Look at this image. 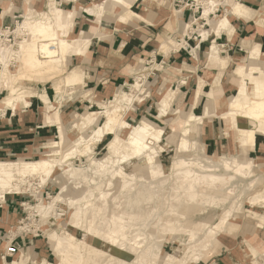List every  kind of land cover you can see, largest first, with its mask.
Masks as SVG:
<instances>
[{
    "label": "bare ground",
    "instance_id": "6f19581e",
    "mask_svg": "<svg viewBox=\"0 0 264 264\" xmlns=\"http://www.w3.org/2000/svg\"><path fill=\"white\" fill-rule=\"evenodd\" d=\"M136 1L138 0H101L94 8H88V11L101 14L106 10L118 8L117 19L125 18L124 13L135 19H143L141 14L132 10ZM216 5V0L207 1L201 15L210 25V29L203 30L202 27L199 32L202 40H208L213 34L211 45L206 53L207 62L225 68L229 59L220 52L223 43L219 44L216 41L223 34L227 36L228 41L232 40L235 27L230 20V15L254 18L258 16V11L239 0H232L227 13L218 18H212ZM146 6L150 8L149 1ZM74 12L75 10L59 7L58 0H47L45 10L34 11L33 8L26 10L23 21L18 22L16 28L22 36L15 42V49L0 48L2 58L0 59L2 63L0 77L4 75L3 86L8 90L0 113L5 111L6 107L14 109L17 103L22 102L27 105L25 92L23 88L17 87V83L24 77H28L29 71L50 72L53 78L59 67H62L63 56L69 52L83 56L88 51L91 37L82 38L80 35L76 37L71 35L73 32L70 27L73 24ZM258 20L263 23L262 18L259 17ZM182 43L177 42L173 46L177 48L182 46ZM242 45L249 55L245 59L246 63L239 64L234 70L235 75L241 78L236 95L226 97L219 80H216L212 88L206 92L208 102L203 114L191 112L185 119L181 118V115L176 119L180 118L181 122H186V132L199 133V124L205 118L231 117L239 131L237 140L240 146L246 149L248 146L255 145L258 133L264 134V51L259 43L249 39L243 40ZM193 51L194 58L198 59V50L193 49ZM13 58L17 63L15 70L10 63ZM62 70L60 69V72ZM253 74H257V80L251 86L248 79ZM143 78L146 79V76H137L133 82L119 86L113 97L108 100L109 104H98L99 110H88L78 114V119L72 123L70 132L66 128L61 108L53 104L49 96L45 94L43 100L47 104L45 110L48 122L58 126V139L47 143L48 150L43 158L0 160V202H3L8 194L20 193L18 187L26 182L28 177L37 174L41 177V183H44L51 178L55 167L62 169L69 166L71 162L67 163V161L76 155L91 156L97 144L107 135H114L107 143L108 151L104 157L97 159L92 155L90 158L96 173L102 177L94 182L92 188L84 192L80 198L67 200L70 205H76L68 224L83 230L84 236L91 235L110 247L99 248L67 229L63 232L55 229L49 233V240L57 258V264H159L161 247L167 235H176L174 238L179 240L178 246L181 248L166 254L163 264H185L188 260L198 262L203 252L210 249L213 239L230 219L234 203L227 206L220 217L212 223L200 221L187 225L182 222L185 212L192 210L194 213L201 212L202 209H206L205 203H213L218 197H221L220 201L229 199L235 192L236 186L233 185L226 191L225 189L223 191L221 186L234 182L238 175L244 177L252 172L251 160L243 161L230 154L221 156L224 157L221 158L223 166L218 165L206 152L188 154V148H195L197 142L188 139L186 133L180 134L176 129L172 128L171 132L167 133L165 127L148 119H142L137 124L131 125L125 119V114L135 101L140 102L145 99ZM63 79V85L54 83L56 95L68 93L75 88L74 86L86 82V73L72 68L63 75ZM202 86L203 84L200 83L195 91L193 101L190 103L193 107L203 91ZM175 94L174 90H166L162 93L158 102L160 118H166L169 114ZM102 116L104 120L100 123ZM241 119L246 121L241 122ZM124 129H128L125 137L121 135ZM164 138L165 144L162 145ZM166 145L177 146L175 148L177 153L174 154L171 165L167 167L158 160L160 152ZM63 163L67 164L63 165ZM115 166H118L117 171ZM69 173L73 174V168ZM108 174L122 177L118 183V190L113 178H104ZM162 178L170 180L169 183L166 180L165 187H162L163 183L159 181ZM144 180L145 182H140ZM67 188L64 184L61 187V194ZM62 199L65 198L60 196V192L54 196V201ZM259 199H264V194H257L255 200ZM80 201H85L86 207L91 204L95 208L93 216L99 215L100 221L97 223L84 221L80 216L83 209L78 205ZM33 208L36 213L42 212V217L47 221L54 218L52 204H37ZM57 215L61 214L56 213ZM253 218L256 220L257 228L264 230V214L257 213ZM105 225L110 226V229L107 230ZM183 232L191 234L187 244L179 236ZM245 244L253 255L251 263L264 264L262 259L264 252L259 251L258 247L255 248L249 240ZM114 249L125 252L130 259L116 255L113 252ZM16 258L14 264H28L30 261V255L26 253H21ZM35 264L51 263L43 260Z\"/></svg>",
    "mask_w": 264,
    "mask_h": 264
},
{
    "label": "rangeland",
    "instance_id": "374dc122",
    "mask_svg": "<svg viewBox=\"0 0 264 264\" xmlns=\"http://www.w3.org/2000/svg\"><path fill=\"white\" fill-rule=\"evenodd\" d=\"M18 1L19 0H13L12 7L16 5ZM100 1L101 0L92 1L94 2L93 4L94 6L93 7L87 6L86 10L88 11V8H94L95 6H97V3ZM199 1H203V0H199ZM204 1H205L204 2L205 4L203 3L204 4L203 7L205 8L208 0H204ZM159 2H160V6H165V7L170 8L171 10L170 20L175 21V23L177 22L178 17L181 16L182 12H185L186 9L190 10L189 15L191 16H189L188 20L183 21L181 23V31L185 34H189L190 36H193L194 35L193 33H195L198 36L199 33L197 31L198 29L199 31L201 30L200 28H202L203 24L202 22L196 19H198V17L201 16L202 8H200L199 11H197L196 6L191 5V2H189L191 9L189 8L182 9L181 6L176 5L174 0H170L166 2L159 1ZM216 2L217 3L221 2L223 5H225L223 9L225 11L224 12L219 11L214 15L212 14V18H218L221 15L227 13L230 7V4L232 3V0L230 1L216 0ZM27 4L28 5L26 6L25 10L22 9L18 11L16 15H14V19L12 23L0 25V28L6 27V26L10 27V30H11L10 39L12 40L15 38L16 39L20 38L22 36L18 33L16 28L18 26V22L23 21L26 10L28 8H33L34 11H40V10L46 9V6L41 9L37 8L33 4V0H27ZM58 5L59 7L65 10L72 9L70 7L60 5L59 2H58ZM8 8L9 7L5 8V11L2 14V16H4L5 14L9 12L12 13V11L14 10L11 7L9 8L10 10ZM15 10H18V8H16ZM75 10L78 12L77 8ZM116 11H118V8L106 10L102 12L101 14L91 13L89 11L88 12L93 15H96L98 17V22H100V21H103L104 19L105 20L117 19V15H115L117 14ZM77 12L74 13L73 19H74V16L77 15ZM194 12L195 14H193ZM78 14H80V11ZM123 16H125V18L122 19L118 17L117 20L118 21L120 20L122 23H126L132 19H135L134 17H129V15L126 13H124ZM190 17L192 19H190ZM194 21L196 24H198V26L196 24L194 25L191 24ZM207 24L202 28L203 30L210 29V25L209 24L207 25ZM74 27H75V23H73L72 26L70 27V30L73 32L71 35L73 37L74 36L76 37L78 35V32L73 30ZM234 35H235V31H234ZM81 37L83 38V36ZM211 38H213V34L212 36L211 35L209 36V40H211ZM211 42L209 41L208 44H206V46L203 49L204 50L203 53L201 54L198 53V59L194 58L196 63L203 62L205 65L209 67L208 69L216 68L217 70L215 74L214 73L211 74V76L208 79L199 80V84L200 83L203 84L202 86L203 91L201 92V94L203 93L206 95V92L212 88L214 82L216 80H219L221 87L222 85L224 87L222 88L225 91L226 97L234 96L236 95L237 90L235 89L231 90L230 87H227L228 86L227 82L231 80L232 83L236 85V87L241 82L240 80L241 78L235 75L234 70L239 64L246 63L245 59L246 57H248L249 53L240 50L238 51L239 60L231 57L230 47H233L232 41H228L226 36L223 34L221 38L217 39L216 42L219 44H222V43L225 44V46L220 47L221 49L220 52L222 53L223 56H226L229 59V63L227 67L225 68H221L220 66H214L210 64L209 62H207L208 60L206 58L207 56L206 53L209 50ZM11 43H13V41H11ZM176 43H177V39L170 38L163 43L162 50L164 51L165 54L168 55L171 49H179L181 47L179 46L176 48L175 46H173V45H176ZM167 47L169 48L167 49ZM186 47L188 48V45H186ZM5 48H7V46ZM188 49L190 51V55H192L191 58L193 59V57L195 56L193 47L191 46ZM71 54L73 55V53L69 52L65 56L62 57L61 59L62 67H59V70L56 71L53 78L50 72L45 71L43 73L42 71H37V70L29 71L28 77H24L23 80L17 83V87L23 88L22 90L23 92H25L24 94L26 95V97L30 95H39L43 99L44 95L47 93L45 91L42 93H39L38 92L39 90L37 89V87L41 86L42 84H46L48 86V91L54 94L53 87L51 85L53 84L54 89H55V84H54L55 82L63 85V80H64L63 75L68 70H71L72 68H77V69L82 70L80 66H77L78 63L72 60V56H70ZM0 59H2L1 56H0ZM1 68H2V63L0 61V69ZM60 69L61 70L63 69V70L60 72ZM13 70L15 69L13 68ZM174 72L177 73L178 71H176V69H174L173 66H170L168 62L166 61H158V63L156 64L154 60L153 61L141 60V63L138 65V71L136 72V74L134 75V78L132 79V81H130V83L133 82L137 76H146V79L143 78V81H145L144 82L145 93L143 94V96H145V99L140 102L135 101L131 109L126 112L125 119L131 125L137 124L142 119H148L159 126L165 127L167 133H170L172 128L178 130L180 134L182 132L183 134L186 133L185 135L188 139L194 142H197V146L195 148H188L189 149L188 154L192 155V152H206L207 154H209L208 156H212V159L215 160L216 163L220 166L221 165L223 166L221 158H224L221 156L223 155L229 156V154L231 156H237L239 159L243 161H248V160L252 161L253 163L252 172L248 176L245 175L246 177L245 176L243 177V176L238 175L234 182L229 183L226 186H221V188H223V191L224 189L226 191L227 188L232 187L233 185L236 186L235 192L230 196L229 199L225 201H220L221 197H218L217 201L213 203H209V202L205 203L206 209H202L203 211L201 212L196 211L194 213L193 210H192L193 212L186 211L185 218L182 219V222L187 225H191L195 222H200V221H210L212 223L213 221H216L220 217V215L222 214V212L227 206L229 205L231 206V204L234 203L233 212L231 214L230 219L227 221V223L223 227V230L220 231L215 236V238L213 239L210 245V249L203 252V256H201V260H199L198 262L202 261L203 259L205 260L206 256L209 255L210 251L212 253H218L219 250H221L219 249L220 245L215 244L218 241V236L221 233L222 234L230 233V235H232L233 238L236 239L235 242H237V247L238 246L240 247L239 248L240 251L239 250L234 251L235 253L238 252L237 258L240 259V261L237 262V264H252L251 261H253V255L251 254L250 250L247 247L248 245H246L245 242L248 240L251 241V243L253 244L255 248L258 247L257 249L259 251H261L262 253L264 252V230L261 228H257V226L255 225L256 220L255 218H253L257 213L264 214V199H259L257 201L255 200V197L257 194H264V159L261 156L260 157H252V155L250 156L248 153V150H249V147L251 146L246 147V149L240 146V143L237 140V135L239 131H237V128L234 124L235 122L231 120V117L222 118L225 121V130L224 132L222 130V136L226 135L230 140V142L226 144V147L223 148L222 152L213 154L207 151L204 145L205 138L202 133V124L204 121L200 122L199 124V127H198L200 130L199 133L198 132L197 133L186 132L185 131V128H187L186 122H181V119L180 118L176 119V117L181 115L180 117L185 119L187 114L193 112L192 110L195 106L193 107V105L190 104L189 105L190 108L189 107L186 108L185 102H188L189 98H190L189 102L193 101V97H194L198 84L196 81L195 86H193L189 80H186L184 78L177 80L175 75H173ZM220 72H222V79L221 77L218 76ZM216 75L217 77L214 79ZM256 80H257V74H253L251 78L248 79V82L252 86L255 84ZM4 83H5V79H4V75H2V77H0V89L2 90L0 92V109L1 107H4V104H1V103L3 102L4 97L7 96V93H8L7 88L3 86ZM85 83L86 82L82 84L80 83L74 86L75 88L73 87L74 89L72 91H68V93L64 92L63 95L61 94L56 95V90H55L54 100L56 101V104L55 103L54 104L60 107L66 99L72 98L73 95H75V93H78V92H81L80 94L84 93L82 88L85 85ZM180 85H184V87H180ZM194 88H195V91L193 90ZM126 89L128 88L126 87ZM166 90L167 91L174 90L176 91V94H175V99L171 107L169 108V114L166 116V118L162 119L158 116V113H159L158 112V102L162 96V93L165 92ZM192 92L193 94L190 97L189 95ZM84 97H89L93 102H97V105L99 103L109 104L108 100H110L113 97V94L110 97H107L106 99L99 100L96 98L97 101H95L96 99L94 98L93 95L90 94V92L86 93ZM207 102L208 100H206L205 106ZM21 104L23 103L21 102ZM97 105L91 104V107H86L84 111L86 112L88 110H99L100 105L98 106ZM84 111H81L79 113H76V115L71 116L70 121H68L65 124L69 132L71 131L72 123L78 119L77 115L82 114V112L84 113ZM207 118H214V117H207ZM46 119L48 121L47 114H46ZM103 120L104 118L102 116L100 119V123H102ZM245 121H246L245 119H241V122H245ZM223 126H222V129H224ZM127 131L128 129H124L121 135L125 137L127 134ZM259 134L264 135L263 133H259ZM113 136H114L113 134L107 135L99 144L95 146L94 148L95 152L92 153V155L95 158L100 159L106 155L108 151L107 143L113 138ZM57 139H58V136H56L51 141H54ZM163 144H165V138L162 141V145ZM46 146H47V143L40 146L36 152H31L30 154L23 153V154L10 156V157H2L0 155V160L1 161L37 160V159L45 157V153L48 150ZM176 147L177 146L175 145H166L164 146L163 151L160 152L158 160L161 161L165 167L171 165L173 156L175 153H177V150L175 149ZM92 155L91 156L90 155H78V156L76 155L75 157H72L69 161H67V163L71 162L69 166L62 167V169H60L58 166L55 167L54 173L51 175V178L47 179V181H45L44 183H41V177H39L37 174L30 176L28 177V180L26 182H23L21 186L18 187L20 188L19 189L20 193L13 192L12 194L7 195V196L9 195L22 196V202L20 203L21 212H20L17 222L13 223V225H10L12 227L8 228L9 237H8V243H7L9 244L10 240L14 238L15 242H18V241L20 242L18 243L21 245V247H20V251H18L16 254L3 258V256L5 255V251H6V246H7L6 244L5 247L2 250H0V264H6V262L7 264H14V262L17 259L16 257L21 253H26L27 255L28 254L30 255V261L28 262V264H35V262H42L43 260H47L51 264H57V258H56L55 252L53 251L51 242L49 240V233L55 229L61 232L67 229L70 232L77 235L78 237L84 238L86 242L92 243L93 237L91 235L84 236L85 232L83 230L74 228L68 224L72 214L75 212L76 205H70L67 202L69 198H76V199L80 198L84 192L92 188L94 182L98 181V179L102 177V175L96 173L95 166L91 165L90 158L92 157ZM180 156L185 157V155L183 154L182 155L180 154ZM67 163H63V165ZM117 167L118 166L114 167L115 171H117ZM72 168H73V174L70 175L71 173L69 172L71 171ZM226 172H230V171H226ZM104 176L105 175H103V177ZM108 177L113 178V182L115 183L116 189L119 188L118 183L122 180V177L118 175L110 176V174H108L104 178H108ZM166 180L167 179H164V178L159 180L163 183L162 187L167 186V184H165ZM140 182H145V180L140 181ZM167 182L169 183L170 180H167ZM64 184H66L68 188L66 191H64L61 194V187ZM167 191L169 192L168 189ZM59 192H60V196H62L65 199L54 201V196L57 195ZM37 204H40V205L52 204V207L54 209L53 210L54 218H51L50 220L47 221L46 218L42 217V212L36 213L35 212L36 210L33 207ZM78 205L83 207V209L80 212L82 213V215L80 216L81 218L84 219V221H86L87 223H97L98 221H100L101 217L99 215L97 217L93 216V213L95 212L94 210L95 208L91 204L88 207H86L87 205L85 201H80V204ZM55 209L58 211H56ZM190 212L192 214H189ZM56 213H59L61 215L56 216ZM104 227L107 230L110 229V226L108 225H105ZM28 236L31 237V239H37L38 241L40 240L41 245L45 244L46 245L45 248L43 247L44 250L40 252L38 249V246L37 247L34 246L35 244L33 242L32 244H29V242L24 244L20 241V239H23V237H26L28 239ZM175 236L176 235H173V236L167 235L164 237L165 239L163 242V246L161 247V254H160L161 256H159L158 258L159 264H163L165 262L163 261V259L166 254L173 253L178 248L179 249L181 248L180 246H178L179 240L174 238ZM179 236L183 239V242L187 244L188 241L190 240L191 234L190 232H183V233H180ZM239 253L240 254L242 253L241 256H239ZM245 254L247 255L244 256ZM262 259L264 260V256H262ZM198 262H192V260H188L185 264H198Z\"/></svg>",
    "mask_w": 264,
    "mask_h": 264
},
{
    "label": "crops",
    "instance_id": "0c3cea01",
    "mask_svg": "<svg viewBox=\"0 0 264 264\" xmlns=\"http://www.w3.org/2000/svg\"><path fill=\"white\" fill-rule=\"evenodd\" d=\"M92 1L94 0H58L60 5L70 7L72 10L78 9V12L75 10L77 15L73 19V23H75L73 30L78 32V35L83 36V38L91 37L88 51L83 56L79 54L70 55L72 60L78 63L77 66H80L87 75L86 83L82 88L84 93H75L72 98L66 99L60 106L64 119H66L65 124L70 121L71 116L84 111L86 107H91V104L97 105V102H93L89 97H84L86 93L90 92L95 99H106L114 94L119 86L127 82L130 83L138 71V65L141 60H154L156 64L158 61H166L178 71L173 73L177 80L184 78L189 80L193 86H195L196 81L199 85L200 79H208L211 74H215L217 71L216 68L208 69L209 67L207 68V65L203 62L196 63L194 57L193 59L191 58L189 47L192 46L193 49L198 50L197 52L201 54L212 38L211 40H202L199 29L197 31L199 33L198 36L195 33L190 36L181 31V23L188 20L189 16H191L189 15L190 10L186 9L185 12H182L175 23V21L170 20V8L160 6L159 2L170 0H138L133 4L132 10L141 14L143 19H132L126 23H122L120 20L119 22L117 19L106 21L104 19L98 22V17L86 10L87 6H94ZM147 1L150 2V8L146 6ZM239 1L258 11V16L244 18L230 15V20L235 27V35L231 40L233 47H230V53L231 57L237 60H239L238 51L247 52L243 45L241 46L243 40L249 39L259 43L264 51V0ZM33 4L41 9L46 6L47 0H33ZM12 5L13 0H0V25L12 23L14 15L22 9L25 10L28 4L27 0H19L16 5L13 7ZM6 7H11L14 10L12 13L9 12L2 16ZM16 8L18 10H15ZM79 11L80 14H78ZM221 11L224 12L225 10L221 9ZM259 17L262 18L263 23L259 22ZM190 19L192 18L190 17ZM196 20L202 22V24L205 23L202 15ZM194 24H196L195 21L193 22ZM196 25L198 26V24ZM170 38H175L180 43L183 42V45L179 49H171L167 55L162 50V45ZM186 45H188V48ZM222 72L218 74L221 79ZM216 77L217 75L214 79ZM227 83V87H230L231 90H237L236 85L231 80ZM51 86L54 94L48 91L46 84L38 86L37 89L39 93L45 91L51 102L56 104L54 100L55 89L53 84ZM180 87H184V85H180ZM193 90L195 91V88ZM192 94L193 92L189 96L191 97ZM189 100L185 102L186 108H190L191 102ZM206 100L207 96L202 93L192 111L198 115L203 114ZM26 101L27 105L17 103L14 109L6 107V110L0 113V155L2 157L36 152L40 146L58 136V126L55 123H49L46 119V104L44 100L39 95H30L26 98ZM222 126L224 129H222ZM222 130L223 132L225 130V121L221 117L206 118L204 120L202 133L205 138L204 145L207 151L213 154L222 152L226 144L230 142L226 135L222 136ZM248 153L252 157L261 156L264 159V135L257 134L255 145L254 147H249ZM21 202L22 196L9 195L0 203V250L8 243V228L17 222L21 212ZM20 241L24 244L27 242L32 244L33 242L34 246H38L40 252L46 246L45 244L41 245L40 240L31 239L29 236L28 239L23 237ZM235 241L236 239L230 233H221L215 243L220 245L219 249L221 250L218 253L210 251L205 260L203 259L204 261L202 260L198 264H237L240 259L237 258L238 252L235 253L234 251H240V247H237V242ZM241 254L239 253V256Z\"/></svg>",
    "mask_w": 264,
    "mask_h": 264
},
{
    "label": "built area",
    "instance_id": "2783aa9c",
    "mask_svg": "<svg viewBox=\"0 0 264 264\" xmlns=\"http://www.w3.org/2000/svg\"><path fill=\"white\" fill-rule=\"evenodd\" d=\"M174 2L176 3L177 6H181L182 9H186L187 7L189 9H191V6L189 4V2H191V5H195L196 6V10L199 11L200 8H202V13L204 11V0L203 1H199V0H174ZM225 5H223L221 2H218L217 5L215 6V11L212 12V14H216L217 12L221 11V9H224ZM181 10V9H180ZM195 14V12L193 13ZM195 19V18H194ZM205 23H203L204 27L207 22L204 21ZM208 25V24H207ZM226 36V35H225ZM11 38V30L10 27L6 26V27H1L0 28V48H4V47H10V48H14L15 46V42L17 41V39H10ZM221 38V37H220ZM227 38V36H226ZM11 41H13V43H11ZM227 45V44H226ZM222 46H225V44H222ZM192 49V48H191ZM1 53V52H0ZM11 65L12 68L15 67L16 60L13 58L11 59ZM20 247L21 245L18 242H15V239L13 238L12 240H10L9 244H7L6 246V251H5V255L3 256V258H6L7 256H12L14 254H16L18 251H20Z\"/></svg>",
    "mask_w": 264,
    "mask_h": 264
},
{
    "label": "water",
    "instance_id": "95a60500",
    "mask_svg": "<svg viewBox=\"0 0 264 264\" xmlns=\"http://www.w3.org/2000/svg\"><path fill=\"white\" fill-rule=\"evenodd\" d=\"M92 244L95 245L96 247H99V248H105L106 249V248L110 247V246L105 245L103 243V241L98 239V238H93L92 239ZM113 252L116 255H118V256H120V257H122L124 259H130V256L128 254H126L125 252H119L118 250H115V249L113 250Z\"/></svg>",
    "mask_w": 264,
    "mask_h": 264
}]
</instances>
